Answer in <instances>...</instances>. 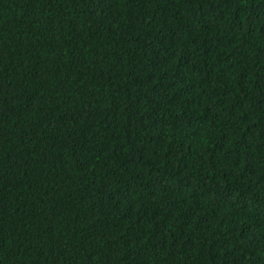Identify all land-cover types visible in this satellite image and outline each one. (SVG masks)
Wrapping results in <instances>:
<instances>
[{
    "label": "trees",
    "instance_id": "1",
    "mask_svg": "<svg viewBox=\"0 0 264 264\" xmlns=\"http://www.w3.org/2000/svg\"><path fill=\"white\" fill-rule=\"evenodd\" d=\"M0 264H264V0H0Z\"/></svg>",
    "mask_w": 264,
    "mask_h": 264
}]
</instances>
